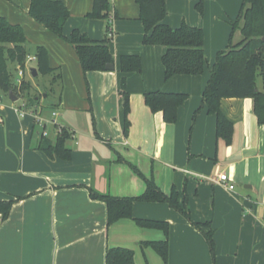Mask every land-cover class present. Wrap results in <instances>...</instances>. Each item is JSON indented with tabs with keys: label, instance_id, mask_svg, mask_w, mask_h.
Returning <instances> with one entry per match:
<instances>
[{
	"label": "crops",
	"instance_id": "crops-1",
	"mask_svg": "<svg viewBox=\"0 0 264 264\" xmlns=\"http://www.w3.org/2000/svg\"><path fill=\"white\" fill-rule=\"evenodd\" d=\"M56 1H62L71 14L64 28L66 37L77 29L94 40L106 38L109 22L86 17L93 0ZM239 1H167L165 24L176 29L185 22L203 29L208 70L200 76L176 75L166 81L162 64L166 48L144 46L145 28L136 0H112L119 16L110 22L115 70L86 75L74 47L29 16L31 0H0V17L23 27L27 47L34 48V53L37 46L45 47L51 68L61 73L59 100H49L55 110H61L60 120L71 134L65 144L71 159L49 157L39 149L42 128L31 116L18 115L19 97L13 102L0 89L4 120L0 124V200L14 201L8 219L0 215V264H106L108 249L115 247L131 249L136 264H166L152 247L142 245L166 240L164 230L141 227L136 219L169 224L167 264H214L205 236L166 203L135 202L133 219L108 226L107 205L93 199L91 190L137 197L147 189L145 179H153L166 194L174 187L182 197L187 195L192 219L211 223L216 264H264V125L257 122L254 101H221L223 115L234 124L231 145L217 137V118L206 108L194 119L217 55L228 48L224 23L238 16ZM200 2L236 5L207 19V11L201 14L197 9ZM125 55L141 58V73L119 72ZM121 77L131 99L128 135ZM155 91L188 95L177 123H165L161 113L153 114L145 105L144 94ZM76 116L82 117V126L73 129L70 124H75ZM47 137L57 139V135ZM220 174L228 175L227 183L212 180ZM229 184L235 188L230 190Z\"/></svg>",
	"mask_w": 264,
	"mask_h": 264
},
{
	"label": "trees",
	"instance_id": "trees-1",
	"mask_svg": "<svg viewBox=\"0 0 264 264\" xmlns=\"http://www.w3.org/2000/svg\"><path fill=\"white\" fill-rule=\"evenodd\" d=\"M168 0H136L140 8L139 20L145 28L143 44L147 46H163L166 52L162 57L165 70V80L169 81L176 75L200 76L203 74L207 59L204 49V31L199 27L183 22L179 28L173 29L164 23L167 17ZM202 14V2L197 5ZM38 23L48 31L69 42L75 49L82 70L89 72H106V66L114 64L115 59L110 50L113 32L110 29L111 17L119 16L114 12L112 0H93L92 11L87 14L89 19H106L108 23L107 36L104 40L91 39L80 30H73L69 37L64 35V28L71 14L62 1L31 0L28 11ZM238 19L243 20V38L236 45H229L218 53L211 70V77L203 93V105L194 115V119L206 108L208 114L217 118V137L231 145L234 135V124L221 111V101L226 98H250L254 101V114L259 125H264V0H243ZM240 21V20H238ZM233 28L238 22L232 21ZM27 38L21 25H14L4 17H0V89L9 94L19 92L24 97V108L36 109L42 99L48 98V93L39 92L30 80H23L21 86L13 82L14 72L17 77V67H24L29 57ZM35 68L39 75H52V83L62 79L58 69L51 68L49 53L43 46L35 48ZM143 64L137 55H125L120 59V72L141 73ZM262 77V88L257 80ZM15 95V93H14ZM120 95L124 113V133L130 129L131 99L127 91L125 77L121 79ZM188 95L183 93H164L161 91L144 94L145 105L153 114L161 113L167 124L178 121L179 108L187 101ZM22 107V105H20ZM56 107V106H55ZM23 108V107H22ZM53 108V107H52ZM94 124V120H93ZM71 134L66 128L58 132L55 142L40 134L39 149L49 157L71 159V150L65 144ZM143 177L141 172L134 168ZM146 191L137 197H115L100 194L91 190L93 199L106 203L108 210V226L120 219H133V204L135 202L166 203L181 213L207 239L214 264H216V243L214 229L210 222H195L190 214L188 197L172 188L170 194L164 193L153 179H145ZM14 201L0 200V215L3 220L10 216ZM141 227L163 229L166 240L145 242L143 246L152 247L167 264L169 260V224L161 221L136 219ZM106 264H136L134 252L131 249L109 248L106 254Z\"/></svg>",
	"mask_w": 264,
	"mask_h": 264
},
{
	"label": "rangeland",
	"instance_id": "rangeland-1",
	"mask_svg": "<svg viewBox=\"0 0 264 264\" xmlns=\"http://www.w3.org/2000/svg\"><path fill=\"white\" fill-rule=\"evenodd\" d=\"M240 5H239V14H240V11H241V7H242V0L238 2ZM236 5V3H230L229 5H226L224 3H214V4H208V6L205 5V3H203V7H204V12L207 11V19L211 16L213 18V16L211 14H214L215 12L217 11H220L221 9L222 10H226V8L228 10H231L234 8V6ZM239 14H235V16H239ZM238 16L234 18L233 21H236L238 22V27L236 28H233L232 26V21L231 22H226L224 23V25H227V28H228V35H227V44L228 46L229 45H236L238 42H240L243 38V34H242V25H243V20L242 19H238ZM211 18V20H212ZM240 20V21H238ZM215 24V23H214ZM212 25L213 28L216 26V25ZM213 30L212 28L210 29V37L211 39H213ZM211 42H213V40H211ZM146 47H161V48H164L163 46H147V45H144ZM28 50H29V55L32 57L34 55V48L32 47H28ZM35 62H30L29 63V67L31 68H35ZM208 67H205L206 70ZM118 70L120 72V62L118 64ZM121 73V72H120ZM52 75H39V77L36 79V78H33V76H30L27 72H26V75H25V78L24 80H30L34 86V88H36L39 92H42V93H48L49 94V97L48 98H45V99H42L40 105L38 106V110H42L43 111V120L44 118L46 119V128H45V131L47 133V135L52 138V139H55L56 135H57V127L58 126H61L63 127V120L61 118L60 120V117L61 115V110H55V108H52L53 106L50 104V100L49 99H52L54 98L55 102L57 103L58 100H59V97H60V88L59 86L57 85V83H52ZM16 72H14V78H13V82L17 85V82H16ZM34 79V81H33ZM122 79V77H121ZM121 79H120V88H121ZM257 83H258V86L262 88V77H259L258 80H257ZM18 86V85H17ZM15 93V96L19 97V99L21 100L20 101V105H23L24 104V97L22 94H20L19 92H14ZM35 109V110H36ZM55 110V112L58 114V118L55 119V121L52 120V113L53 111ZM88 116H91V113L89 112ZM75 118V124L72 126L70 124V126L73 128V129H77V126H82V117L80 116H76L74 117ZM70 119L72 120L73 118L70 117ZM91 122H92V119H91ZM90 122V117H89V120H88V123H91ZM57 125V127H56ZM36 126H39V124L37 123ZM40 127V126H39ZM41 128V127H40ZM42 130V129H41ZM238 185H241L240 183ZM244 186V185H242Z\"/></svg>",
	"mask_w": 264,
	"mask_h": 264
},
{
	"label": "built area",
	"instance_id": "built-area-1",
	"mask_svg": "<svg viewBox=\"0 0 264 264\" xmlns=\"http://www.w3.org/2000/svg\"><path fill=\"white\" fill-rule=\"evenodd\" d=\"M36 58L35 56H29L25 62L24 67H17V85L20 87L21 84L23 83V80L25 78L26 72L32 76V68L29 67V63L30 62H35ZM23 107V108H22ZM22 107H18L16 108V112L18 113L19 116L21 117H25V116H31L32 118L35 119L36 123L39 124V126L42 128L43 130V135L47 136V133L45 131L46 128V119L44 118L43 120V111L42 110H38V109H28V108H24V104L22 105ZM58 118V114L55 112V110L52 113V120L55 121V119ZM4 122L2 115L0 114V124H2ZM57 127V125H56ZM63 127L58 126L57 130L58 132H61V129ZM214 182H221L223 184L227 183V181L229 180L228 175L227 174H220L216 179L213 178L212 179ZM228 188L230 190H233L235 188L234 184H229Z\"/></svg>",
	"mask_w": 264,
	"mask_h": 264
},
{
	"label": "water",
	"instance_id": "water-1",
	"mask_svg": "<svg viewBox=\"0 0 264 264\" xmlns=\"http://www.w3.org/2000/svg\"><path fill=\"white\" fill-rule=\"evenodd\" d=\"M106 69L108 71H113L115 70V65L114 64H109L106 66ZM32 76L33 78H36L38 76V72L36 68H32ZM9 97L13 102H17L18 101V97L14 95L13 91L9 92Z\"/></svg>",
	"mask_w": 264,
	"mask_h": 264
}]
</instances>
